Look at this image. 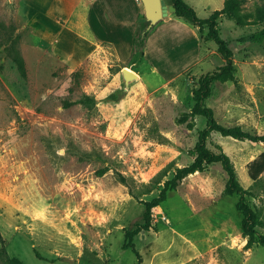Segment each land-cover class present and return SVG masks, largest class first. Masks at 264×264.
<instances>
[{
	"label": "rangeland",
	"instance_id": "obj_1",
	"mask_svg": "<svg viewBox=\"0 0 264 264\" xmlns=\"http://www.w3.org/2000/svg\"><path fill=\"white\" fill-rule=\"evenodd\" d=\"M184 1L204 19L193 24L200 58L149 83L129 64L154 25L145 10L131 44L114 46L76 33L69 0L65 14L53 0H0V264H264V190L247 172L264 151V141L250 138L264 136V41H239L264 24V0H233L235 14L218 13L222 0ZM206 75L204 102L232 133L209 128L206 147L235 168L255 222L249 246L220 161L169 187L142 227L146 202L194 161L208 128L205 115L191 113L192 90ZM85 95L94 105L63 104Z\"/></svg>",
	"mask_w": 264,
	"mask_h": 264
},
{
	"label": "crops",
	"instance_id": "obj_2",
	"mask_svg": "<svg viewBox=\"0 0 264 264\" xmlns=\"http://www.w3.org/2000/svg\"><path fill=\"white\" fill-rule=\"evenodd\" d=\"M53 1L62 7V14L67 13V9L63 8V0ZM69 2L72 4L73 29L80 37L88 41L109 42L114 46L131 44L139 28L141 11L144 10V7L134 0ZM223 2L224 0L222 5ZM158 19L153 22V27L146 35L144 46L140 50L142 53L129 62L140 78L149 83L162 82L168 74H178L193 67L201 55L200 39L191 22L176 16L174 11H168L161 20ZM148 74L151 75L150 79L146 77ZM172 232L170 235L174 239L179 238V235L185 237L182 231L173 229ZM175 234L178 236L174 237Z\"/></svg>",
	"mask_w": 264,
	"mask_h": 264
},
{
	"label": "trees",
	"instance_id": "obj_3",
	"mask_svg": "<svg viewBox=\"0 0 264 264\" xmlns=\"http://www.w3.org/2000/svg\"><path fill=\"white\" fill-rule=\"evenodd\" d=\"M172 4L174 6V14L178 17H182L186 19L187 21L191 22L195 25H200L204 21V19L199 18L194 8L186 3L184 0H172ZM263 5L260 6V8H264V2ZM234 1L233 0H224L222 8L219 10L218 13H223L226 11H231L233 14H235L234 9ZM264 20V17H263ZM216 42L218 43L219 50L222 54H227V48L223 44V40L219 36H215ZM239 41L246 43V42H255V43H261L264 41V24L261 26L260 29L252 31L246 35H243L239 38ZM141 46H144V41ZM12 61L14 62L17 71L21 76L25 75V66H24V60L21 56V54L18 51H14L12 53ZM212 79L211 75H206L203 78H200L198 82V86L192 90L193 92V98L195 101V104L192 108L191 113H201L207 117V125L208 128H205L200 131L198 135V139L192 149V155L194 157V161L184 167L178 168L174 177L171 180H166L164 187L161 189L160 194L158 197L153 198L150 202H146L145 206V212H144V220L145 223L143 224V228L148 229L150 226V208L157 203H159L161 200L165 198L166 190L171 187L175 188V185L178 180H181L182 177L187 175L190 172L195 171L196 169H200L204 163H209L213 161H220L222 163V166L226 173L228 174L227 183L224 187V194H233L236 193L239 195V199L236 203L237 209L240 211L242 215V228L243 233L245 235H248V240L246 242V246L251 245L254 242V237L256 234V231L254 230L253 225L255 224L253 220V212L252 210L243 203V189L238 183V180L236 179V173L235 168L232 165L229 157L225 153H219L215 154L207 149L206 147V136L207 131L209 128L211 129H217L221 131L223 134H231L226 130V128L216 124L214 121L212 110L210 107L206 106L204 102V98L206 97L208 91H209V83ZM225 79V78H222ZM75 102H84L85 104L92 106L94 105V100L92 97L85 95L83 98L77 99V100H64L63 104L64 106H69ZM173 106H176V102H172ZM168 126H163V128H167ZM250 138L253 141H264V136L261 135H252ZM107 170V167H102L98 170L99 174H103ZM264 171V151H261L256 157L251 159L247 163V172L249 177L252 180V186L253 187H261L264 190V179L261 177V173ZM120 180L122 182H126V177L123 174H119ZM169 183H171V186H169ZM137 229L133 230L132 233H137ZM260 239H262L261 236ZM264 242V240H262ZM1 256V254H0Z\"/></svg>",
	"mask_w": 264,
	"mask_h": 264
},
{
	"label": "water",
	"instance_id": "obj_4",
	"mask_svg": "<svg viewBox=\"0 0 264 264\" xmlns=\"http://www.w3.org/2000/svg\"><path fill=\"white\" fill-rule=\"evenodd\" d=\"M145 14L152 18V21L165 16L168 11H174L172 0H142Z\"/></svg>",
	"mask_w": 264,
	"mask_h": 264
},
{
	"label": "bare ground",
	"instance_id": "obj_5",
	"mask_svg": "<svg viewBox=\"0 0 264 264\" xmlns=\"http://www.w3.org/2000/svg\"><path fill=\"white\" fill-rule=\"evenodd\" d=\"M124 70L129 75L137 76L136 73L130 67H125Z\"/></svg>",
	"mask_w": 264,
	"mask_h": 264
},
{
	"label": "built area",
	"instance_id": "obj_6",
	"mask_svg": "<svg viewBox=\"0 0 264 264\" xmlns=\"http://www.w3.org/2000/svg\"><path fill=\"white\" fill-rule=\"evenodd\" d=\"M137 3H142V0H135Z\"/></svg>",
	"mask_w": 264,
	"mask_h": 264
}]
</instances>
